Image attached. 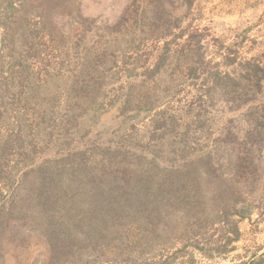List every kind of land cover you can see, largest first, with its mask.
Instances as JSON below:
<instances>
[{"label": "rangeland", "instance_id": "374dc122", "mask_svg": "<svg viewBox=\"0 0 264 264\" xmlns=\"http://www.w3.org/2000/svg\"><path fill=\"white\" fill-rule=\"evenodd\" d=\"M0 264H264V0H0Z\"/></svg>", "mask_w": 264, "mask_h": 264}, {"label": "trees", "instance_id": "16d2710c", "mask_svg": "<svg viewBox=\"0 0 264 264\" xmlns=\"http://www.w3.org/2000/svg\"><path fill=\"white\" fill-rule=\"evenodd\" d=\"M236 213H237V215H238V219L235 220V221L231 224V226L229 227V228L231 229V233L233 234V239H234V240H237V239L239 238V236H240V231H239V229H238V221H239L240 219L246 218V217L248 216L249 212H248V210H243V209H242V210L237 211ZM221 221H222L223 223H225L226 225L228 224V222H227L226 219H222ZM48 236L54 238V236H53V232H52V229H50V230L48 231Z\"/></svg>", "mask_w": 264, "mask_h": 264}]
</instances>
